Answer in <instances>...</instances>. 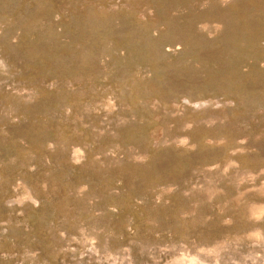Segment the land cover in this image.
I'll use <instances>...</instances> for the list:
<instances>
[{
    "label": "rangeland",
    "instance_id": "1",
    "mask_svg": "<svg viewBox=\"0 0 264 264\" xmlns=\"http://www.w3.org/2000/svg\"><path fill=\"white\" fill-rule=\"evenodd\" d=\"M0 264H264V0H0Z\"/></svg>",
    "mask_w": 264,
    "mask_h": 264
}]
</instances>
